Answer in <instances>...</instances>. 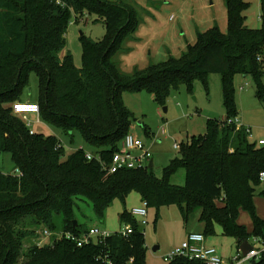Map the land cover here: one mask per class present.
<instances>
[{"label":"trees","instance_id":"1","mask_svg":"<svg viewBox=\"0 0 264 264\" xmlns=\"http://www.w3.org/2000/svg\"><path fill=\"white\" fill-rule=\"evenodd\" d=\"M226 4L227 33L219 27L200 32L197 44L181 58L126 75L114 57L138 29L133 8L110 0H0V154L9 152L20 171L0 172V264H103L104 257L114 264H145L146 236L127 210L121 218L133 224L132 234L116 232L83 246L55 236L45 245L37 244L45 229H88L76 219L78 199L91 201L101 218L115 199L125 200L133 191L149 206L177 204L184 214L201 208L205 237L218 224L238 247L253 236L264 238V218L256 213L254 200L264 172V145L250 141L244 127L228 122L237 112L235 74L250 75L264 101V0L259 28L247 25L245 0ZM83 11L103 18L107 34L99 41L82 34L83 65L76 67L72 54L62 53L72 16L78 19ZM33 72L38 77L40 117L67 132H80L105 160L131 133L134 117L124 105L125 91L146 90L164 104L182 83L190 86L194 77L220 73L226 118L209 119L205 135L182 143L180 158L165 168L162 180L150 167L106 176L99 161L86 159L84 149L69 154L64 148L56 150L60 140L30 133L23 117L14 114L12 105L25 101L22 92ZM180 168L186 172L184 185L171 181ZM241 210L252 215L251 232L238 223ZM167 264L199 261L176 257ZM253 264H264V256Z\"/></svg>","mask_w":264,"mask_h":264},{"label":"rangeland","instance_id":"2","mask_svg":"<svg viewBox=\"0 0 264 264\" xmlns=\"http://www.w3.org/2000/svg\"><path fill=\"white\" fill-rule=\"evenodd\" d=\"M121 3L138 14L137 31L126 39L123 49L114 57L121 73L132 75L136 70H143L152 64H158L172 57L181 58L190 46L197 44L200 32L219 27L222 33L228 32V11L226 0H110ZM249 5L246 10L248 25L252 28L262 26V0H245ZM78 19L73 14L66 34V47L63 53L72 54L76 67L83 65L84 34L95 41L102 40L107 34L103 18L96 13L81 12ZM223 74L209 73L194 77L191 85L182 83L172 89L164 104L155 99L149 91L130 92L122 95L124 105L134 117L131 133L141 138L146 148L153 153V173L158 179L165 177V168L175 159L180 158V147L175 144L188 143L193 136H202L207 132L209 119L226 118L224 105ZM264 84V75L262 76ZM238 117L241 123L251 129L250 141L264 139V101L257 96V86L250 75L237 73L233 77ZM38 77L30 75V85L22 92V100H38ZM23 113H27V110ZM21 116V115H19ZM23 117V116H21ZM29 128L36 133L53 135L62 142L66 154L76 149L96 152L78 131L67 132L57 128L31 114L23 117ZM30 122V123H29ZM65 154V155H66ZM0 172H15L11 154H0ZM186 172L180 168L171 178L172 183L184 185ZM264 181L257 187L255 197L256 213L264 218ZM142 205V197L133 191L125 199H115L100 218L96 215L91 201L78 199L75 216L88 228L96 226L109 233L120 232L125 223L121 214L133 207ZM201 208L190 213L182 211L177 204L148 207V223L140 226L145 233L147 251L145 264H167L164 256L179 247L191 232H204L200 220ZM238 223L251 232L253 218L249 211L241 210ZM57 229L61 228V218H56ZM43 229H40L42 232ZM27 241H32V238ZM49 242V240H46ZM206 244L217 248L228 258L237 253V240L223 234L222 227L216 225L215 232L206 234ZM156 248V250H155Z\"/></svg>","mask_w":264,"mask_h":264},{"label":"built area","instance_id":"3","mask_svg":"<svg viewBox=\"0 0 264 264\" xmlns=\"http://www.w3.org/2000/svg\"><path fill=\"white\" fill-rule=\"evenodd\" d=\"M12 107L14 114L21 115L25 119H27L31 114H36L38 118L40 117V106L38 103L31 101H16L13 103ZM22 110H27V113H23L26 111ZM228 122L235 124L237 129L244 127L247 134L251 136V129L246 128L238 117L229 119ZM30 133L33 134L35 131L30 128ZM258 142L259 144L264 145V139H260ZM175 147H180V145L175 144ZM61 148H64L62 142L56 146V150ZM85 156L89 161H99L102 170L105 172L106 176H109L126 169L149 168V164L153 158V153L149 148H146L145 143L141 138L129 133L122 141L120 150L115 152L110 157V160H105L98 152L85 151ZM15 172L20 174L19 169H16ZM260 179L264 180V172L260 173ZM148 207L149 202L144 200L142 205L133 207L130 210L133 217L136 218L139 226H143L148 223ZM134 230L133 224L128 222L125 224L124 229L118 233H121L122 235H129L132 234ZM114 233L101 231L96 226L90 227L80 233L63 230L50 231L45 229L39 238H37V244L39 246L45 245L50 242L52 236H55L56 239L66 238L75 242L77 246H83L89 244L94 238L105 239ZM47 239L49 242L46 241ZM249 242L252 244V249L248 253L244 254L242 249L238 248L237 253L233 255L231 260H229L223 257L218 252L216 247L206 244V238L203 233L191 232L179 247L164 256V260L170 262L176 257H186L190 260H198L199 264H253L254 261H258L264 256V238L261 236H253ZM102 260L103 264H114L113 260L108 257H104Z\"/></svg>","mask_w":264,"mask_h":264},{"label":"water","instance_id":"4","mask_svg":"<svg viewBox=\"0 0 264 264\" xmlns=\"http://www.w3.org/2000/svg\"><path fill=\"white\" fill-rule=\"evenodd\" d=\"M149 166H150V168L154 167V160L153 159L151 160ZM75 223L77 224V220H75ZM240 248L242 249L244 254H246L252 249V245H251V243L248 240H246L240 245ZM155 250H156V248H155Z\"/></svg>","mask_w":264,"mask_h":264},{"label":"crops","instance_id":"5","mask_svg":"<svg viewBox=\"0 0 264 264\" xmlns=\"http://www.w3.org/2000/svg\"><path fill=\"white\" fill-rule=\"evenodd\" d=\"M247 14V13H246ZM262 20V19H261ZM247 21H248V16H247ZM246 21V23H248ZM248 25V24H247ZM249 26V25H248ZM221 119H223V118H221ZM142 202H143V200H142ZM198 232V231H197ZM200 232V231H199ZM203 233V232H202ZM206 238V237H205ZM237 248H239L238 246H237ZM223 256V255H222ZM224 257V256H223ZM232 257H233V255L232 256H230V257H228L227 259H229V260H231L232 259ZM226 258V257H225Z\"/></svg>","mask_w":264,"mask_h":264},{"label":"bare ground","instance_id":"6","mask_svg":"<svg viewBox=\"0 0 264 264\" xmlns=\"http://www.w3.org/2000/svg\"><path fill=\"white\" fill-rule=\"evenodd\" d=\"M153 159V158H152ZM150 165V164H149ZM150 167V166H149ZM261 180V179H260ZM261 181H264V180H261ZM144 201V200H143ZM202 233V232H201ZM252 245V244H251ZM240 248V247H239Z\"/></svg>","mask_w":264,"mask_h":264}]
</instances>
